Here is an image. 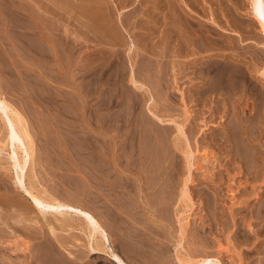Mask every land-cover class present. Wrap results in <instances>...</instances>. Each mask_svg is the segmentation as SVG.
Wrapping results in <instances>:
<instances>
[{"label": "rangeland", "instance_id": "obj_1", "mask_svg": "<svg viewBox=\"0 0 264 264\" xmlns=\"http://www.w3.org/2000/svg\"><path fill=\"white\" fill-rule=\"evenodd\" d=\"M5 1L7 0H0V100L5 104H9L18 114L20 113V125L22 128H25L29 134V141L31 140V148L33 147V150L31 151L32 156L29 159L30 164H28L27 168L30 167L29 170L32 173L29 171L27 174L29 177L31 176L29 179L32 180L34 178V181H36L35 183L33 182L35 187L39 186L40 189H49L52 187L51 189L53 191L56 189L54 195L62 201L67 198L75 199L76 201L78 199L83 200L87 198L85 201L88 202L91 198H100V195L102 197L103 192V196L107 198V200L103 199L104 197H102L101 200L108 201V199H110L109 194L111 193L112 199L110 200H114V206H111L117 208L115 211L117 210L116 212L121 214L125 211L122 215H126L125 213L129 212V206L131 207L134 204L140 203V199H144V197L145 200L153 199L152 196L154 195H152V193L154 194L155 192L157 194L163 189L164 191L162 190V195H166L167 197V200L165 197V201L170 202L171 204H166L167 210L164 212V223H166V226H163V228L161 226L163 224H160L159 221H157L155 222L156 224L154 223L156 225L155 227L153 221L151 222L154 229L161 232L159 233L162 236H157L156 234V237H158V239L164 238L166 242L163 246L166 247L165 257L167 259L164 260L165 262L163 260H152L151 258L148 260L144 259L145 262H140L138 259H136L137 261L131 260L127 257L126 253H124L122 248L123 245L119 240H116L114 244L116 243L115 247L117 249V254L128 264H195L197 260L201 261L204 259L212 261L217 260L220 264H264V206L261 205L264 202V174L262 175L263 179L261 180V178H257L258 174L256 172L257 170L258 173L261 172L260 177H262L261 174L264 172V169L262 171L260 170L264 168L262 167L264 166V42H262L264 41V35L260 30L257 20H255L252 10H250L252 0H48L49 2L47 0H27L28 2H26V0H9L11 1L10 3L9 1ZM58 1L59 3H57ZM43 3L44 5H42ZM36 9L38 13L33 14L36 13ZM58 9L59 11L57 12ZM186 10H188V12ZM99 15L102 17L100 18ZM46 19L51 20L48 21ZM187 19H190V22ZM90 21H92V23ZM104 21L107 27H104ZM243 21L246 24L245 26L243 25L244 23H242V25L240 23ZM88 22L89 24H87ZM205 26L211 33L209 30H206ZM179 27L181 28L180 30ZM113 28L116 29L113 30ZM46 31H49L50 33ZM115 32L118 33V37H115ZM182 32H184L187 37L184 36V34L182 35ZM192 33H195L196 41L194 40L195 36H190ZM185 38H187V40ZM195 43L197 44V47H195ZM207 44H209V46ZM198 47L200 49H198ZM257 52L259 54H256ZM255 55H259L260 58ZM211 58L213 59L212 61ZM222 59L226 65L222 62ZM215 61L219 65L217 63L215 65ZM221 65L225 66L223 67ZM228 66L232 68L231 71V68H228ZM205 67L207 68V71ZM234 67H236V70L233 72V69H235ZM239 68H242L243 72ZM218 69L220 70L218 71ZM198 70L202 71L200 72ZM237 70L240 71V73ZM221 71H225V75L224 72L222 73ZM260 71L263 73L260 74ZM229 74L232 76V80L230 78L231 76L228 77ZM197 75L199 76L197 77ZM222 75L223 77L226 76V79H223V77L218 79L219 76ZM233 76L235 78H233ZM222 80H224L223 85L221 83ZM208 86H210V88ZM195 93H197V95ZM261 93H263V95ZM208 95H210V97H208ZM152 112H156L158 115L161 114L159 116L161 120L164 118V121L156 118L152 115ZM172 116L176 121L173 120ZM188 117L189 121L191 119V122H197L196 124L192 123L196 128L198 126L197 124L202 123V126L199 125L197 128H200V131L194 128L191 122H187L186 124L185 121H188ZM168 118L169 120L166 121ZM181 120L185 123H180ZM0 122V147H2V151L0 152V218L4 217V219L6 218L7 220H10V222H13L15 213H13L12 207L19 200L18 197L20 195L13 182L9 163L10 159L7 157V154L10 151V146L7 140V130L2 126L3 123L1 121V116ZM154 122L156 123V126ZM173 122H179V124L184 126L185 128L182 127L183 131L186 129L185 124L187 127L191 125L194 132L193 129L189 128L190 130H186L188 134L186 131L185 134L189 136V132H192V136L188 137L184 136V134L180 136L181 133H176L177 125ZM242 123L244 124L243 127L246 128H244V132L246 133L244 135L247 137L248 145L250 148H253L252 144H255L256 155H259L258 158L260 157L258 159L259 162L256 165H259L260 163L262 168L254 165L257 169L256 171H254L255 167L252 169L247 167L249 166L247 164L249 162L246 163L248 160H244L245 162H243L246 169H248H243L244 171H241L243 167L241 166L240 168V163H238L237 159H234L235 161L228 160L229 163L232 162L230 164L224 161L226 157H223L224 152L221 151L223 149L219 144H216L220 143V141L217 142V137H221L220 135L225 136L227 134L226 136L229 138L231 136L234 137H231V140H235L237 137H235V127L233 128V125H236L237 128L238 124L240 125ZM167 124H171L170 126H173L172 129ZM188 124L190 125L188 126ZM227 126L228 128H226ZM157 128L159 130L162 129L159 131ZM149 130L151 133L148 132ZM224 130H226V132ZM221 131L224 132L222 133ZM229 132H231V134ZM176 134H178V138H175ZM196 134L199 135L198 137L202 138L198 140L199 138ZM115 136L117 141L116 138H114ZM132 136H134V138L131 139L130 137ZM164 136L167 137L165 138ZM122 137L124 139L121 144V141L118 142V140H122ZM135 137H137L136 140ZM141 137L143 138V141L140 140ZM179 137L182 138L179 139ZM94 138H97L96 141ZM151 139L152 141H150ZM174 139L175 142L179 139L178 141L181 142V144L178 143V141L175 143ZM187 139L190 140H188L189 143ZM110 141L112 143L114 141L116 142H114L113 145ZM124 141L126 143L128 141L129 145H126ZM193 141L197 144H195V142L193 143ZM211 141H215L216 143H214L216 145ZM135 142L137 144H135ZM185 142L188 144H184ZM117 143L121 144V148ZM170 143H175L174 148L176 145H180L179 147L182 146V148L175 150L177 147L174 149L173 145ZM185 145H187L186 147L191 146L189 149L187 148V150L186 147H184ZM233 145L234 142L231 144V148H233ZM142 146L146 147L142 148ZM161 147L163 149H161ZM235 147L236 146L234 145V149ZM140 148H142L144 153L142 151V153H140V150L138 152L137 149ZM168 148L169 150H167ZM171 148L174 149L175 153ZM130 149L133 151H130ZM185 150L186 152H184ZM18 151L20 155L23 153L20 146H18ZM127 151L131 153L129 154ZM168 152H171V155H168ZM138 153L139 156H141L139 158L137 157ZM152 153V157L156 160H151H153L155 164H152V161H150ZM236 153H238V151ZM142 154H144L143 158L147 156L149 161L147 157L145 158L147 162L143 161ZM112 155H114V157ZM133 155L135 158L134 162L137 161L138 163L133 162ZM154 155L156 156L154 157ZM88 156L90 158H88ZM91 156H93V158H91ZM222 157L224 160L221 159ZM220 159L222 161H219ZM159 160L160 165L156 163V161L159 162ZM223 161L226 167L227 165H230L226 168L228 170L223 166ZM104 162L105 166L103 165ZM113 162L116 163V165ZM123 162L125 164H123ZM168 162L170 165L168 164L169 167L167 168L166 165ZM214 162L217 163L215 164ZM219 162L220 164H218ZM110 163H112V168ZM173 163H175L177 167L173 166ZM107 165L109 166L107 167ZM145 165L148 167H145ZM214 165H218V167H215ZM212 166L215 169H213ZM100 167L103 168L101 169ZM138 167H143L141 172H143V170L145 171V169H150L153 172L152 173L149 170L152 173L151 176L153 179H149V177H151L150 172L148 173V171H145L146 173H141L140 170L137 171L138 173H141L140 175L143 174L144 178H148L143 179V176L138 175L136 172L137 169H141ZM162 167H166V170H163L166 174L162 171ZM208 167L209 169H207ZM90 170L93 171L96 176L98 175V178L101 175L104 178V181H110L108 184L105 182L107 185H104L105 183L101 184V182H104L101 181L103 179L101 177L100 180L97 179V181L95 178H91L90 180V177L93 175ZM100 170H103L105 173ZM113 170L118 171V177ZM249 170H251L250 173H253L249 174ZM160 171L164 175L160 173ZM99 172H101V174H99ZM134 172L137 174H134ZM156 174L158 176H155L154 178L153 175ZM253 174L256 176L254 177ZM95 175L93 176L95 177ZM111 175L113 178H111ZM165 175L166 177H164ZM208 175H211V177L214 176L215 178L212 177L213 179H208ZM109 176L111 177L109 178ZM135 176L142 177L141 182L142 179L144 182L141 183ZM159 176L162 180L158 179V181L156 179L157 177L159 178ZM171 176L172 178H170ZM163 177L165 179H163ZM217 177L220 179L218 180ZM132 178L135 179V182ZM205 179L206 181H204ZM216 179L218 182L214 181ZM123 180H125L126 184ZM176 180L177 182H175ZM150 181L152 182L151 187L148 186ZM157 181L160 183L156 184ZM185 182L186 189L190 192V196H192V201L188 199V197L182 196L181 193H179L183 191L181 189L184 188L183 185ZM143 183H146L144 185L148 186L149 189L142 185ZM99 184L102 185V187H100ZM88 185L90 186L88 187ZM91 185H94L95 187L93 186L92 188ZM158 185L162 187L160 188ZM111 186H113L112 189L115 193L111 191ZM127 186L131 187L130 189L132 190V193L129 191V193L126 194V192L130 190ZM103 187H106L107 190ZM137 187L138 190L136 189ZM154 187H157V189L155 188L153 190L152 188ZM241 187L244 188L240 189ZM66 188L68 190H66ZM101 188L103 189L101 190ZM126 188H128V190ZM139 188L141 189L140 192L143 194H146V191H150L151 189L150 193L147 194V196L150 194L151 197L148 196V198H146L147 196L139 192ZM201 188H203V191H201ZM222 188H224V191ZM230 188H235L236 190ZM69 189L71 190V194ZM117 189L118 192L116 191ZM167 189L169 190L167 191ZM103 190H105L106 193ZM213 190H215V192ZM88 191L93 192H90L88 195ZM122 191L124 192L122 193ZM211 191H213L214 195H211ZM134 192L138 193L140 196L138 194V196H135ZM112 193L115 195H112ZM130 193L132 195H130ZM231 193H233V198H231ZM92 194L94 195L93 197ZM116 194H118V196L121 195L120 199L125 201L124 203L126 205H122L123 201L120 203L121 200H118L119 202L117 201L119 197H116ZM125 194L126 196H124ZM87 195L89 196V199ZM212 196L213 200L210 201H213L215 206L213 211L209 205L206 204V202L208 203V200L206 201V199H211ZM126 197L127 200H131L126 201ZM202 197H205V200L202 199ZM10 200L14 201L12 202ZM133 200H135L136 203ZM239 200L242 203L238 204ZM8 201H10L9 204ZM142 203V210H148L147 208H149V205L147 207L146 204ZM94 204L95 203L91 205L90 203L89 206H91L93 210L95 209L94 212L96 211V214L98 213L97 215L101 216L103 220H107L102 209H100L102 206L97 204H95V206ZM119 204L121 208L119 207ZM125 206H127L129 210ZM239 206L243 209L241 210ZM133 207H131V212H133ZM258 207L262 209L259 208L258 210ZM9 208L12 211H10ZM234 208H239L240 210L237 209V211H235ZM228 209L229 211L231 210V213ZM232 211H235V214ZM142 213L141 215L145 217L146 215L144 216V213ZM178 215L182 216V218ZM235 215L237 217H235ZM177 217L181 218V220L179 221ZM128 218L132 221L130 217ZM193 218H195V220H193ZM241 218L243 219L241 220ZM151 222L148 221L150 225ZM196 222H200L204 227L198 228L199 230L192 232L191 226L195 225ZM135 225H137V223H135ZM5 226L4 230H2V223H0V238L2 239L0 240L3 242L0 243V252H3L0 253V261L2 262L5 259H13L16 263L20 258L21 260L23 259V254L17 255L15 251L13 253V242L17 239V241H21L23 238L24 240L27 238H25V236L22 237V235H17L21 238H18L16 235H10V232L7 231V229H10ZM137 226H140V224ZM180 226H183L186 230L183 229L181 231ZM4 231H7V235ZM70 232H73L72 236L74 237L73 239L77 241H75L76 243L79 244L82 242L83 235L79 228L71 229ZM20 234H23V232ZM8 240L13 244L7 242ZM178 242L180 243L178 244ZM166 244L168 245L166 246ZM160 247L161 246L157 244L156 248L158 250ZM58 248V246L55 247L54 253L55 251L63 252V249L59 248L61 250H58ZM176 248L178 249L176 250ZM178 250H180L179 253ZM89 252V254L87 253L88 255H86L87 257H85V260L88 259L86 261L88 263L90 262L89 264H117L116 259L110 253L100 251L101 253L93 254V252ZM126 252L130 253L128 251ZM160 261H162V263Z\"/></svg>", "mask_w": 264, "mask_h": 264}, {"label": "bare ground", "instance_id": "obj_2", "mask_svg": "<svg viewBox=\"0 0 264 264\" xmlns=\"http://www.w3.org/2000/svg\"><path fill=\"white\" fill-rule=\"evenodd\" d=\"M7 1H9V0H7ZM7 1H5V2H7ZM44 1V0H43ZM42 1V2H43ZM46 1V0H45ZM48 1V0H47ZM60 1V0H59ZM59 1L57 2V3H59ZM62 1V0H61ZM64 1V0H63ZM164 1V0H163ZM4 2V3H5ZM11 1H9V3H10ZM16 2V1H15ZM26 2H28L27 0H26ZM49 2V1H48ZM173 2V1H172ZM221 2V1H220ZM3 3V2H2ZM21 3V2H20ZM29 3H30V1H29ZM61 4H63L62 2H60ZM18 4H19V2H18ZM23 4V3H22ZM26 4V3H25ZM49 4H51V3H49ZM77 4V3H76ZM79 4V3H78ZM182 4V3H181ZM196 4V3H195ZM3 5V4H2ZM10 5V4H9ZM30 5H31V3H30ZM36 5V4H35ZM38 5H39V3H38ZM42 5H44V3L42 4ZM54 5V4H53ZM5 6V5H4ZM3 6V7H4ZM7 6V5H6ZM26 6V5H25ZM24 6V7H25ZM77 6V5H76ZM174 6V5H173ZM46 7V6H45ZM54 7V6H53ZM75 7V6H74ZM79 7V6H78ZM7 8V7H6ZM9 8V7H8ZM12 8V7H11ZM34 8V7H33ZM56 8V7H55ZM81 8V7H80ZM83 8V7H82ZM176 8V7H175ZM19 9V8H18ZM32 9V8H31ZM174 9V8H173ZM8 10V9H7ZM21 10V9H20ZM29 10V9H28ZM51 10H53V9H51ZM84 10V9H83ZM189 10V9H188ZM188 10H186L187 12H188ZM250 10H252V12H253V14H254V16H255V20H257V22H258V25H259V27H260V30L263 32L262 34L264 35V0H252L251 1V9ZM45 11V10H44ZM43 11V12H44ZM46 11H48V10H46ZM50 11V10H49ZM55 11V10H54ZM59 11V9L57 10V12ZM170 11V10H169ZM169 11H168V13H169ZM174 11V10H173ZM22 12H24V11H22ZM40 12V11H39ZM251 12V11H250ZM27 13V12H26ZM38 12H37V9H36V13H33V14H37ZM42 13V12H41ZM40 13V14H41ZM46 13H48V12H46ZM45 13V14H46ZM95 13V12H94ZM98 13V12H97ZM30 14V13H29ZM50 14V13H49ZM170 14V13H169ZM183 14V13H182ZM189 14V13H188ZM191 14V13H190ZM209 14H211V13H209ZM208 14V15H209ZM28 15V14H27ZM42 15V14H41ZM98 15V14H97ZM212 15V14H211ZM23 16V15H22ZM52 16V15H51ZM96 16V15H95ZM100 16V15H99ZM175 16H177V15H175ZM174 16V17H175ZM62 17V16H61ZM84 17V16H83ZM102 16H100V18H101ZM174 17H173V20H174ZM184 17V16H183ZM188 17V16H187ZM198 17V16H197ZM25 18V17H24ZM23 18V19H24ZM28 18V17H27ZM32 18H34V17H32ZM47 18V17H46ZM94 18V17H93ZM176 18V17H175ZM185 18V17H184ZM189 18V17H188ZM199 18V17H198ZM201 18V17H200ZM1 19H3V18H1ZM22 19V18H21ZM40 19V18H39ZM49 19V18H48ZM48 19H46V20H48ZM65 19V18H64ZM84 19V18H83ZM95 19H96V17H95ZM172 19V18H171ZM182 19V18H181ZM180 19V20H181ZM213 19V18H212ZM235 19H237V18H235ZM234 19V20H235ZM238 19H240V18H238ZM37 20V19H36ZM51 20V19H50ZM50 20H48V21H50ZM86 20V19H85ZM106 20V19H105ZM177 20V19H176ZM185 20V19H184ZM188 21L190 20V19H187ZM193 20V19H192ZM205 20V19H204ZM211 20V19H210ZM1 21V20H0ZM7 21V20H6ZM29 21H30V19H29ZM39 21V20H38ZM37 21V22H38ZM101 21H102V19H101ZM107 21V20H106ZM237 21V20H236ZM241 21V20H240ZM244 21H245V18H244ZM240 22L241 23V25H242V23H244L243 25L245 26L246 24H245V22ZM253 21V20H252ZM251 21V22H252ZM3 22V21H2ZM5 22V21H4ZM9 22V21H8ZM41 22V21H40ZM86 22H87V20H86ZM91 23H92V21H90ZM162 22V21H161ZM181 22V21H180ZM183 22V21H182ZM190 22V21H189ZM205 22V21H204ZM239 22V21H238ZM30 23V22H29ZM31 23H33V22H31ZM45 23H49V22H45ZM102 23V22H101ZM109 23V22H108ZM107 23V24H108ZM185 23V22H184ZM207 23V22H206ZM205 23V24H206ZM214 23V22H213ZM2 24V23H1ZM6 24V23H5ZM28 24V23H27ZM38 24V23H37ZM87 24H89V22L87 23ZM104 24H105V21H104ZM175 24V23H174ZM183 24V23H182ZM199 24H201V23H199ZM24 25V24H23ZM30 25V24H29ZM32 25H34V24H32ZM36 25V24H35ZM51 25V24H50ZM82 25V24H81ZM176 25V24H175ZM191 25V24H190ZM193 25V24H192ZM43 26H45V25H43ZM113 26V25H112ZM116 26V25H115ZM114 26V27H115ZM170 26V25H169ZM199 26V25H198ZM203 26V25H202ZM240 26V25H239ZM35 27V26H34ZM104 27H107L106 26V24H105V26ZM119 27V26H118ZM171 27V26H170ZM218 27V26H217ZM238 27V26H237ZM256 27V26H255ZM45 28V27H44ZM49 28V27H48ZM183 28V27H182ZM192 28V27H191ZM194 28H196V27H194ZM198 28V27H197ZM205 28H206V30H209V29H207V27L205 26ZM234 28V27H233ZM114 29H116V28H113V30ZM176 29V28H175ZM181 28L179 27V30H180ZM246 30H248L247 28H245ZM245 29H243V30H245ZM45 30V29H44ZM174 30V29H173ZM196 30H198V29H196ZM202 30H203V28H202ZM213 30V29H212ZM241 30V29H240ZM257 30V29H256ZM40 31H41V29H40ZM50 31V30H49ZM49 31H46V32H49ZM110 31V30H109ZM169 31V30H168ZM177 31V30H176ZM175 31V32H176ZM201 31V30H200ZM251 31V30H250ZM258 31V30H257ZM107 32V31H106ZM111 32V31H110ZM109 32V33H110ZM116 32H117V30H116ZM115 32V33H116ZM199 32V31H198ZM205 32V31H204ZM209 32H210V30H209ZM239 32H241V31H239ZM253 32V31H252ZM251 32V33H252ZM255 32V31H254ZM50 33V32H49ZM108 33V32H107ZM114 33V32H113ZM166 33V32H165ZM177 33V32H176ZM179 33V32H178ZM208 33V32H207ZM211 33V32H210ZM248 33V32H247ZM250 33V34H251ZM48 34V33H47ZM46 34V35H47ZM106 34V33H105ZM117 34L118 33H116L115 35V37H118L117 36ZM124 34V33H123ZM184 34V32H182V35ZM187 34V33H186ZM195 34V33H194ZM193 33L192 34H190V36L191 35H193V37L195 36ZM201 34H202V32H201ZM206 34V33H205ZM246 34V33H245ZM254 34V33H253ZM262 34H260V35H262ZM45 35V34H44ZM103 35V34H102ZM110 35V34H109ZM114 35V34H113ZM120 35V34H119ZM160 35V34H159ZM169 35V34H168ZM172 35V34H171ZM179 35V34H178ZM209 35V34H208ZM248 35V34H247ZM256 35H257V33H256ZM262 35V36H263ZM48 36V35H47ZM162 36V35H161ZM184 36H186L185 34H184ZM190 36H189V39H190ZM255 36V35H254ZM261 36V37H262ZM46 37V36H45ZM106 37V36H105ZM110 37V36H109ZM119 37H121V36H119ZM164 37V36H163ZM162 37V38H163ZM181 37V36H180ZM187 37V36H186ZM47 38V37H46ZM114 38V37H113ZM205 38V37H204ZM233 38V37H232ZM167 39V38H166ZM172 39V38H171ZM176 39V38H175ZM178 39H179V36H178ZM181 39V38H180ZM186 40H187V38H185ZM191 39H193V38H191ZM198 39V38H197ZM206 39V38H205ZM248 39H249V37H248ZM264 39V38H263ZM184 40V39H183ZM195 41H196V36H195V39H194ZM255 40V39H254ZM256 40H258V39H256ZM178 41V40H177ZM190 41V40H189ZM184 42H186V41H184ZM194 42V41H193ZM208 42H211V41H208ZM260 42V41H259ZM262 42H264V41H262ZM179 43V42H178ZM199 43V42H198ZM234 43V42H233ZM244 43V42H243ZM193 44V43H192ZM196 44V43H195ZM206 44V43H205ZM255 44V43H254ZM260 44H263V43H260ZM164 45H165V43H164ZM177 45V44H176ZM200 45V44H199ZM208 46H209V44H207ZM230 45H231V43H230ZM264 45V44H263ZM202 46V45H201ZM203 46H204V44H203ZM202 46V47H203ZM212 46V45H211ZM236 46V45H235ZM190 47V46H189ZM195 47H197V44H196V46ZM205 47V46H204ZM248 47V46H247ZM256 47V46H255ZM182 48V47H181ZM184 48V47H183ZM186 48V47H185ZM179 49V48H178ZM198 49H200L199 47H198ZM241 49V48H240ZM244 49V48H243ZM182 50V49H181ZM193 50H194V48H193ZM259 50V49H258ZM260 50H262V49H260ZM172 51V50H171ZM182 51H184V50H182ZM185 51H186V49H185ZM188 51V50H187ZM245 51V50H244ZM254 51V50H253ZM179 52V51H178ZM238 52V51H237ZM180 53H182V52H180ZM191 53H192V51H191ZM248 53V52H247ZM260 53H261V51H260ZM51 54V53H50ZM186 54V53H185ZM222 54V53H221ZM224 54V53H223ZM236 54V53H235ZM251 54V53H250ZM253 54V53H252ZM256 54H259L258 52L256 53ZM208 55V54H207ZM261 55V54H260ZM226 56V55H225ZM255 56H259V55H255ZM254 56V57H255ZM191 57V56H190ZM201 57V56H200ZM192 58V57H191ZM259 58H260V56H259ZM262 58V57H261ZM210 60V59H209ZM213 59L211 58V61H212ZM257 60V59H256ZM261 60V59H260ZM192 62V61H191ZM205 62V61H204ZM208 62V61H207ZM218 62H220V61H218ZM222 62H223V59H222ZM230 62V61H229ZM216 61H215V65H216ZM224 63V62H223ZM222 63V64H223ZM200 64V63H199ZM203 64V63H202ZM211 64V63H210ZM214 64V63H213ZM218 64V63H217ZM221 64V63H220ZM225 65H226V63H224ZM209 65V64H208ZM219 65V64H218ZM225 65H221V66H225ZM240 65H242V64H240ZM180 66V65H179ZM186 66V65H185ZM212 66H214V65H212ZM220 66V67H221ZM238 66H239V63H238ZM210 67V66H209ZM217 67H219V66H217ZM185 68V67H184ZM206 68V67H205ZM211 68V67H210ZM210 68H209V70H210ZM228 68H231V67H229L228 66ZM227 68V69H228ZM235 69H233V72H234V70H236V67H234ZM194 69V68H193ZM217 69V68H216ZM221 69V68H220ZM220 69H218V71L220 70ZM226 69V68H225ZM240 69V68H239ZM202 70H203V68H202ZM202 70H198V71H202ZM208 70V71H209ZM214 70V69H213ZM222 70V69H221ZM232 70V68L230 69V71ZM241 71H242V68L240 69ZM244 70V69H243ZM206 71H207V68H206ZM227 71V70H226ZM229 71V70H228ZM229 71V72H230ZM238 71V70H237ZM203 72H205V71H203ZM211 72H212V69H211ZM222 73L224 72V75H225V71H221ZM228 72V73H229ZM236 72V71H235ZM239 73H240V71H238ZM243 72V71H242ZM194 73V72H193ZM237 73V72H236ZM263 72L262 71H260V74H262ZM221 74V73H220ZM220 74H218V75H220ZM242 75H244V74H242ZM199 75H197V77H198ZM226 76H227V72H226ZM225 76V77H226ZM229 76H231L230 74L228 75V77ZM235 76V75H234ZM233 76V78H235ZM218 77V76H217ZM221 77H223V75L222 76H219V78L218 79H221ZM225 77H223V79H226ZM231 78V80H232V76L230 77ZM237 79V78H236ZM236 79H234V80H236ZM229 80V79H228ZM245 80V79H244ZM243 80V81H244ZM223 81L224 80H222V85H223ZM230 81V80H229ZM200 82V81H199ZM217 82V81H216ZM219 82H220V80H219ZM218 82V83H219ZM232 82V81H231ZM231 82H229V83H231ZM202 83V82H201ZM217 83V84H218ZM228 83V84H229ZM213 84H215V83H213ZM220 84V83H219ZM232 84V83H231ZM206 85V84H205ZM212 85V84H211ZM221 85V86H222ZM235 85H236V83H235ZM214 86V85H213ZM212 86V87H213ZM217 86V85H216ZM232 86V85H231ZM206 87V86H205ZM209 88H210V86H208ZM211 87V88H212ZM227 87V86H226ZM197 88V87H196ZM200 88V87H199ZM203 88V87H202ZM208 88V89H209ZM215 88V87H214ZM220 88V87H219ZM204 89V88H203ZM207 89V88H206ZM217 89H218V87H217ZM194 91V90H193ZM211 91V90H210ZM226 91V90H225ZM224 91V92H225ZM195 92V91H194ZM196 92L199 94V92L196 90ZM197 93H195L196 95H197ZM223 93V92H222ZM226 93V92H225ZM194 94V95H195ZM262 95H263V93H261ZM193 96V95H192ZM199 96H201V95H199ZM203 97V96H202ZM208 97H210V95H208ZM261 98V97H260ZM207 100V99H206ZM239 104V103H238ZM168 108V107H167ZM186 109V108H185ZM188 109V108H187ZM212 110H213V108H212ZM169 111V110H168ZM184 111V110H183ZM211 111V110H210ZM157 112V111H156ZM156 112H152V115H154L156 118H158L159 120H161V118H160V116L159 115H161V114H156ZM161 112V111H160ZM166 112H167V110H166ZM166 112H165V115H166ZM197 112H199V111H197ZM164 113V112H163ZM172 113V112H171ZM170 113V114H171ZM215 113V112H214ZM20 114V113H19ZM17 112H16V110L14 109V108H12L9 104H5V103H3L1 100H0V116H1V121H2V123H3V127L7 130V140H8V143H9V146H10V151L8 152V154H7V157L10 159L9 160V163H10V167H11V171H12V177H13V182H14V184H15V186H16V190H17V192L19 193V197H18V201L15 203V205H13V213H15V218H14V220H13V222H10V220H7L6 218L4 219V217H2V218H0L1 219V222L0 223H2V230H4V226L5 227H7V228H9L10 230H8L7 228V231L8 232H10V235H22V237L23 236H25V238H27V239H25L24 240V238H23V240H19V241H17V240H14V247L12 248V250H13V253H14V251L17 253V255H20V254H23L22 256V260H21V258L15 263L14 262V260L12 259V260H6L4 257H5V255H4V257L3 256H1V257H3L5 260L4 261H0V264H89L86 260H88V259H86L85 260V257H87L86 255H88L90 252L89 251H91V252H93V254L94 253H101L100 251H104V252H107V253H110L111 255H113V257L116 259V261H117V264H128L126 261H124L118 254H117V249H116V247H115V244H114V242L116 241V240H119L120 241V243L123 245V251H124V253H126V255H127V257L128 258H130L131 260H136V259H138V261H143V262H145L144 261V259L146 260H148V259H152V260H165V259H167L166 257H165V248L166 247H164L163 245H165V240H164V238H160V239H158V237H156V234H157V236L158 235H161L160 233V231H157V230H155L154 229V226L153 225H155L156 223L155 222H157V221H159V223L160 224H163V225H161L162 227L164 226H166L165 224L166 223H164V219H165V217H164V212L167 210L166 209V204H170V202H167V201H165V197H166V195L165 196H163L162 195V192L164 191L163 189V191L161 190V192H158L157 194L154 192V191H152V192H154V194L152 193V195H154V196H152V198L153 199H147V200H145V197H144V199H140L139 200V202L140 203H138V204H134L133 202V206H131V207H133L132 208V210H133V212H131L130 210H131V207L129 206V208H130V210H129V208L127 207L128 206V204H127V206H125V207H127L128 208V210H129V212H126L125 214L126 215H122L121 213H119V212H116L115 211V209H117V208H114V207H112L111 205H113L114 206V204H113V202H114V200L112 201V200H110V199H112L111 198V193L109 194L110 195V199H108V201H102L101 200V198L102 197H104L103 195H104V192H103V194L102 193H100V194H102V197H101V195H100V198H91L90 199V201L88 200V202L87 201H85L86 199H83V200H80V199H78L77 201L75 200V199H66V200H60V198H56L55 197V195H54V191L56 190H52L51 188H49V189H40V187L39 186H36L35 187V185H34V183L36 182V181H34V178L31 180V179H29L30 177L28 176V172L30 171L29 169H30V167L29 168H27L28 167V164H30V162H29V159H30V157L32 156V150H33V147L31 148V146H32V144H31V140L29 141V134L27 133V131H26V129L25 128H22V126L20 125V123H21V119H20V115H19ZM167 114H168V112H167ZM187 114V113H186ZM184 115V114H183ZM210 115V114H209ZM192 116V115H191ZM197 116V115H196ZM200 116V115H199ZM212 116V115H211ZM165 117V116H164ZM173 117V116H172ZM201 117V116H200ZM208 117V116H207ZM155 118V119H156ZM164 119V118H163ZM162 119V120H163ZM172 119V118H171ZM170 119V120H171ZM183 119H184V117H183ZM196 119V118H195ZM201 119V118H200ZM199 119V120H200ZM161 120V121H162ZM169 120V118L168 119H166V121H168ZM173 120L174 121H176L175 120V118L173 117ZM172 120V121H173ZM187 120V119H186ZM193 120H194V118H193ZM192 120V121H193ZM150 121H153V120H150ZM156 121V120H155ZM164 121V120H163ZM198 121V120H197ZM239 121H241V120H239ZM171 122V121H170ZM180 122V121H179ZM179 122L177 123V122H173V123H176L175 125H177V128H176V133H181V135L180 136H182L183 134H184V136H188L187 134V129L188 130H190V129H193V127L194 128H196L195 126H193V124H196V123H193V122H191V119H190V121H189V117H188V121H185L186 122V124H187V122H191V124H192V126L190 125V124H188V126L189 127H187V125L185 124V126H186V129H185V131H186V133L187 134H185V131H183V128L182 127H184V126H182L181 124H179ZM182 122H184L183 120H181V122L180 123H182ZM184 122V123H185ZM199 122V121H198ZM1 123V122H0ZM152 123V122H151ZM150 123V124H151ZM155 123V122H154ZM173 123H171V124H173ZM35 124V123H34ZM91 124V123H90ZM146 124V123H145ZM148 124V123H147ZM153 124V123H152ZM171 124H167L168 126H170ZM202 124V123H201ZM201 124H197L196 126H197V128L199 127V125L200 126H202ZM96 125V124H95ZM142 125V124H141ZM144 125V124H143ZM149 125V124H148ZM166 125V126H167ZM174 125V126H175ZM138 126V125H137ZM155 126H156V123H155ZM160 126V125H159ZM158 126V127H159ZM165 126V125H164ZM231 126V125H230ZM244 126V124L242 123V124H238V127L236 128V125H233V128H234V131H235V137H237L235 140L234 139H232V140H234V141H232L230 138L232 137H228V136H224V135H220L221 137H217V142H219L220 141V143H216L215 141V143L216 144H219L221 147H222V149L224 150H221L222 152H224V155H223V157L225 158V160L223 159V157L221 158V159H223L224 161H226V162H228L229 163V161H235L236 159H237V161H238V163H240V168H241V166L243 167L242 169H241V171L244 169V170H248V169H246V167H245V164L243 163V162H245L244 160H248V161H246V163L247 162H249V163H247L249 166H247L248 168H253V167H255L254 165H256L259 161H258V159L260 158H258V156L259 155H256L257 153H256V148L254 147V145L252 144V147L253 148H250V146L248 145L249 143H247V137H246V135H244V134H246L244 131H245V127H243ZM32 127V126H31ZM97 127V126H96ZM141 127H143V126H141ZM140 127V128H141ZM145 127H146V125H145ZM144 127V128H145ZM163 127V126H162ZM171 127V126H170ZM173 127V126H172ZM172 127H171V129H172ZM139 128V129H140ZM151 128H152V126H151ZM185 128V127H184ZM190 128V129H189ZM196 128V129H197ZM225 128V127H224ZM226 128H228V126L226 127ZM245 128V129H244ZM108 129V128H107ZM148 129V128H147ZM147 129H145V130H147ZM150 129V128H149ZM155 129V128H154ZM158 129V128H157ZM162 129V128H161ZM160 129V130H161ZM165 129V128H164ZM163 129V130H164ZM195 129V130H196ZM200 129V128H199ZM199 129H197V130H199ZM230 129V128H229ZM152 130V129H151ZM159 130V129H158ZM159 130V131H160ZM169 130V129H168ZM175 130V129H174ZM201 130V129H200ZM199 130V131H200ZM203 130V129H202ZM109 131V130H108ZM139 131V130H138ZM142 131V130H141ZM140 131V132H141ZM225 132H226V130H224ZM223 131V132H224ZM95 132V131H94ZM139 132V133H140ZM148 132H150L151 133V131L149 130ZM156 132V131H155ZM158 132V131H157ZM193 132H194V129H193ZM202 132V131H201ZM200 132V133H201ZM222 132V131H221ZM220 132V133H221ZM222 132V133H223ZM142 133H143V131H142ZM190 134H189V136L188 137H190V136H192V132H189ZM192 133V134H191ZM199 133V132H198ZM203 133V132H202ZM201 133V134H202ZM218 133V132H217ZM217 133H216V135H217ZM230 134H231V132H229ZM119 134V133H118ZM125 134V133H124ZM206 134V133H205ZM114 135V134H113ZM127 135V134H126ZM140 135V134H139ZM143 135V134H142ZM162 135V134H161ZM166 135V134H165ZM175 135V134H174ZM177 135L178 134H176V137L175 138H178L177 137ZM194 135H195V133H194ZM194 135H193V137H194ZM212 135V134H211ZM233 135V134H232ZM153 136V135H152ZM163 136V135H162ZM169 136V135H168ZM183 136V137H184ZM196 136L198 137L199 135H197L196 134ZM204 136V135H203ZM245 136V137H244ZM91 137H93V136H91ZM95 137V136H94ZM110 137V136H109ZM113 137V136H112ZM118 137V136H117ZM165 138L167 137V136H164ZM172 137V136H171ZM170 137V138H171ZM187 137V138H188ZM214 137V136H213ZM98 138V137H97ZM96 138V139H97ZM111 138V137H110ZM110 138H109V140H110ZM114 138H116V136L114 137ZM113 138V139H114ZM131 139L132 138H134V136H132V137H130ZM136 138L137 137H135V140H136ZM159 138V137H158ZM162 138V137H161ZM182 137H179V139H181ZM192 138V137H191ZM199 139L198 140H200L202 137H198ZM208 138V137H207ZM211 138V137H210ZM209 138V139H210ZM232 138H234V137H232ZM25 139V140H24ZM32 139V138H31ZM90 139V138H89ZM95 139V138H94ZM96 139H95V141H96ZM100 139V138H99ZM103 139V138H102ZM119 139V138H118ZM122 140H118V142L119 141H121L120 143L122 144V141H123V137L121 138ZM126 139L128 140V138L126 137ZM143 138L141 137V139L140 140H142ZM147 139H149V138H147ZM164 139V138H163ZM173 139V138H172ZM178 139V140H179ZM183 139H185V138H183ZM193 139H195V138H193ZM47 140V139H46ZM91 140V139H90ZM104 140V139H103ZM102 140V141H103ZM115 140V139H114ZM138 140H139V136H138ZM138 140H137V143H138ZM145 140V139H144ZM158 140V139H157ZM162 140V139H161ZM166 140V139H165ZM178 140H176V142L178 141ZM189 139H187V141H188ZM192 140V139H191ZM196 140V139H195ZM111 141H113V140H111ZM110 141V143H112ZM116 141H117V138H116ZM116 141H114V142H116ZM126 141V140H125ZM124 141V142H125ZM129 141V140H128ZM128 141H127V143H126V145L128 144ZM143 141V140H142ZM146 141V140H145ZM150 141H152V139L150 140ZM155 141V140H154ZM160 141V140H159ZM168 141V140H167ZM172 141V140H171ZM185 141V140H184ZM190 141V140H189ZM189 141H188V143H189ZM47 142H48V140H47ZM92 142H94V141H92ZM113 142V143H114ZM123 142V143H124ZM147 142V141H146ZM149 142V141H148ZM162 142V141H161ZM160 142V143H161ZM174 142H175V139H174ZM175 142V143H176ZM195 141H193V143H194ZM204 142V141H203ZM206 142V141H205ZM211 142H213V141H211ZM213 142V144H215ZM232 142V143H231ZM233 142H234V145L236 146L235 147V149H234V145H233V148H231L232 146H231V144H233ZM107 143H109V142H107ZM112 143V144H113ZM136 142H135V144H137ZM145 143V142H144ZM150 143V142H149ZM152 143V142H151ZM163 143V142H162ZM168 143V142H167ZM175 143H173V144H171V145H173V148H174V146H175ZM178 143H180L181 144V142H179L178 141ZM182 143H183V141H182ZM188 143H184V144H188ZM199 143V142H198ZM208 143V142H207ZM206 143V144H207ZM231 143V144H230ZM51 144V143H50ZM92 144V143H91ZM100 144V143H99ZM111 144V145H112ZM117 144H119V143H117ZM121 144H119L118 146L121 148ZM140 144V143H139ZM156 144V143H155ZM164 144V143H163ZM183 144V145H184ZM191 144V143H190ZM195 144H197L196 142H195ZM200 144V143H199ZM212 144V145H213ZM215 144V145H216ZM94 145H96V144H94ZM101 145V144H100ZM104 145V144H103ZM114 145V144H113ZM125 145V144H124ZM124 145H122V146H124ZM129 145V144H128ZM143 145V144H142ZM144 145H146V144H144ZM152 145H154V144H152ZM157 145V144H156ZM193 145V144H192ZM251 145V144H250ZM18 146H20L21 148H22V151H23V153L20 155V153H19V151H18ZM50 146V145H49ZM116 146V145H115ZM134 146V145H133ZM148 146V145H147ZM166 146V145H165ZM180 146V145H179ZM179 146H177L176 145V149L175 150H177V149H179V148H182V146L181 147H179ZM187 145H185L184 147H186ZM191 146V145H190ZM189 146V147H190ZM219 146V147H220ZM257 146V145H256ZM48 147V146H47ZM90 147V146H89ZM94 147V146H93ZM98 147V146H97ZM112 147V146H111ZM125 147V146H124ZM131 147V146H130ZM143 147H146V146H142V148ZM155 147H157V146H155ZM163 147V146H162ZM161 147V149H163ZM171 147V146H170ZM189 147H186V149L188 148L189 149ZM49 148H51V147H49ZM95 148H96V146H95ZM99 148V147H98ZM115 148H117V147H115ZM127 148V147H126ZM142 148H140V149H137L138 150V152H139V150H140V153H142L143 151H142ZM151 148V147H150ZM153 148V147H152ZM48 149V148H47ZM97 149V148H96ZM114 149V148H113ZM128 149H129V147H128ZM149 149V148H148ZM158 149H159V147H158ZM172 149V148H171ZM174 149H172L173 151H174ZM185 149V148H184ZM187 149V150H188ZM52 150V149H51ZM92 150V149H91ZM117 150V149H116ZM122 150H124V149H122ZM133 150H134V148H133ZM133 150H131L130 149V151H133ZM156 150V149H155ZM167 150H169V148L167 149ZM180 150H182V149H180ZM219 150V149H218ZM217 150V151H218ZM234 150V151H233ZM238 151V153H236L237 151ZM2 151V147H0V152ZM136 151V150H135ZM142 151V152H141ZM149 151H150V149H149ZM157 151H159V150H157ZM163 151V150H162ZM190 151H191V149H190ZM34 152V151H33ZM120 152V151H119ZM118 152V153H119ZM127 152H129V151H127ZM137 152V151H136ZM145 152H146V149H145ZM155 152V151H154ZM183 152V151H182ZM184 152H186V150L184 151ZM189 152V151H188ZM208 152V151H207ZM221 152V153H222ZM235 152V153H234ZM91 153V152H90ZM131 152H129V154H130ZM144 153V152H143ZM147 153H149V152H147ZM147 153H145V154H147ZM166 153H167V151H166ZM171 152H168V155L170 154ZM174 153H175V151H174ZM220 153V152H219ZM240 153V154H239ZM93 154V153H92ZM124 154H125V152H124ZM137 154V153H136ZM155 154V153H154ZM158 154H160V153H158ZM185 154V153H184ZM204 154V153H203ZM213 154H215V153H213ZM240 156H239V155ZM143 155L144 154H142V159H143V161H146L145 160V158L147 157V156H145V158H143ZM150 155V154H149ZM152 155H153V153L151 154V158H150V161H152V164L154 163L153 162V160H151V159H155V158H153L152 157ZM171 155V154H170ZM174 155V154H173ZM177 155V154H176ZM202 155V154H201ZM205 155V154H204ZM204 155H202V156H204ZM94 156V155H93ZM93 156H91V158H93ZM113 157H114V155H112ZM120 156V155H119ZM121 156H123V155H121ZM130 156V155H129ZM156 155H154V157H155ZM167 156V155H166ZM185 156H186V154H185ZM191 156V155H190ZM211 156V155H210ZM221 156V155H220ZM95 157V156H94ZM136 157V156H135ZM137 157L139 158V157H141V156H139V153H138V155H137ZM160 157V156H159ZM175 157H177V156H175ZM174 157V158H175ZM215 157V156H214ZM242 157V158H241ZM35 158V157H34ZM88 158H90L89 156H88ZM123 158V157H122ZM121 158V159H122ZM133 158H134V155H133ZM148 158V157H147ZM157 158V157H156ZM160 158H162V157H160ZM169 158V157H168ZM188 158V157H187ZM186 158V159H187ZM219 158V157H218ZM228 158V159H227ZM126 159V158H125ZM158 159V158H157ZM166 159V158H165ZM213 159V158H212ZM219 160V161H222V160ZM227 159V160H226ZM235 159V160H234ZM32 160V159H31ZM91 160V159H90ZM98 160V159H97ZM134 160H135V158L133 159V162H134ZM156 160V159H155ZM161 160V159H160ZM160 160H159V162H157L156 161V163H158L159 165H160ZM229 160V161H228ZM33 161V160H32ZM93 161V160H92ZM91 161V162H92ZM100 161V160H99ZM112 161V160H111ZM110 161V162H111ZM132 161V160H131ZM148 161H149V158H148ZM175 161H177V160H175ZM224 161H223V164H224ZM95 162V161H94ZM108 162V161H107ZM119 162V161H118ZM127 162V161H126ZM137 161H135L134 163H136ZM147 162V161H146ZM172 162V161H171ZM174 162V161H173ZM192 162V161H191ZM194 162V161H193ZM32 163V162H31ZM114 163V162H113ZM131 163V162H130ZM129 163V164H130ZM138 163V162H137ZM140 163H141V161H140ZM190 163V162H189ZM188 163V164H189ZM195 163V162H194ZM199 163V162H198ZM215 163V162H214ZM213 163V164H214ZM217 163V162H216ZM215 163V164H216ZM230 163H232V162H230ZM229 163V164H230ZM49 164H50V162H49ZM93 164H95V163H93ZM105 164V162L103 163V165ZM112 163H110V165H111ZM115 165H116V163H114ZM123 164H125L124 162H123ZM142 164V163H141ZM141 164H140V166H141ZM155 164V163H154ZM157 164V165H158ZM168 164L170 165V163L168 162L167 163V168L169 167L168 166ZM172 164V163H171ZM174 165L173 166H175V167H177L176 165H175V163H173ZM218 164H220V162L218 163ZM222 164V163H221ZM127 165V164H126ZM131 165V164H130ZM129 165V166H130ZM208 165V164H207ZM237 165V166H238ZM31 166H32V164H31ZM94 166V165H93ZM99 166V165H98ZM105 166V165H104ZM109 165H107V167H108ZM123 166V165H122ZM125 166V165H124ZM164 166H165V164H164ZM205 166V165H204ZM209 166V165H208ZM215 167L217 166L218 167V165H214ZM219 166H221V165H219ZM223 166H225V164L223 165ZM230 166V165H229ZM228 165H227V167H229ZM231 166H232V164H231ZM235 166V165H234ZM236 166V167H237ZM238 166V167H239ZM257 166H260V168H262V167H264V166H262L261 167V164L259 163V165H256V167ZM50 167V166H49ZM48 167V168H49ZM96 167V166H95ZM137 167V166H136ZM145 167H148L147 165H145ZM144 167V168H145ZM172 167V166H171ZM207 167V166H206ZM213 167V166H212ZM226 166H225V169L227 168ZM256 167L254 168L255 170L254 171H256L257 169H256ZM97 168V167H96ZM101 169L103 168V167H100ZM105 168V167H104ZM110 168V167H109ZM108 168V169H109ZM111 168H112V165H111ZM119 168V167H118ZM138 168H141V167H138ZM143 168V167H142ZM142 168L141 169H137V168H135V169H137L136 170V172L137 171H139L140 170V172L142 171ZM151 168V167H150ZM163 169H162V171L166 168H164V167H162ZM190 168V167H189ZM188 168V169H189ZM194 168H196V167H194ZM232 168V167H231ZM54 169V168H53ZM135 169H134V171H135ZM160 169V168H159ZM171 169V168H170ZM172 169H174V168H172ZM207 169H209V167L207 168ZM213 169H215L214 167H213ZM217 169V168H216ZM259 169V168H258ZM264 168H262V169H260L261 171L263 170ZM32 170V169H31ZM35 170V169H34ZM88 170H89V168H88ZM92 170V169H91ZM90 170V171H91ZM96 170V169H95ZM98 170V169H97ZM120 170H121V168H120ZM129 170V169H128ZM150 169H148V170H146L145 169V171H148V173L151 171H149ZM161 170V169H160ZM166 170V169H165ZM201 170V169H200ZM226 170H228V169H226ZM239 170V169H238ZM243 170V171H244ZM1 171V170H0ZM33 171V170H32ZM53 171V170H52ZM100 171H102V172H104L103 170H100ZM111 171V170H110ZM114 171V170H113ZM144 170H143V172H141V173H146ZM154 171H155V169H154ZM159 171V170H158ZM195 171H197V170H195ZM199 171V170H198ZM207 171V170H206ZM222 171V170H221ZM240 171V172H241ZM250 171L251 170H249V174H252L253 172H251L250 173ZM31 172V171H30ZM92 173H93V171H91ZM90 172V173H91ZM96 172H98V171H96ZM112 172V171H111ZM124 172V171H123ZM136 172H134V174L136 173ZM152 172V171H151ZM150 172V176L152 175V173ZM163 172H165V171H163ZM168 172V171H167ZM172 172H174V171H172ZM211 172H212V170H211ZM214 172V171H213ZM217 172V171H216ZM216 172H215V174H216ZM227 172V171H226ZM237 172H239V171H237ZM247 172V171H246ZM245 172V173H246ZM257 172V178H261V180L263 179V174H264V172L261 174V176L262 177H260V173H258V170L256 171ZM32 173V172H31ZM52 173V172H51ZM55 173V172H54ZM89 173V172H88ZM105 173V172H104ZM106 173H108V172H106ZM114 173L117 175V173H118V171H114ZM138 173V172H137ZM136 173V174H137ZM141 173H138V175H140ZM160 173H162L161 171H160ZM170 173V172H169ZM205 173V172H204ZM244 173V174H245ZM86 174V173H85ZM97 174V173H96ZM99 174H101V172H99ZM158 174V173H157ZM153 175L154 176V178H155V176H158V175ZM163 174V173H162ZM164 174H166V172L164 173ZM163 174V175H164ZM175 174H176V172H175ZM174 174V175H175ZM191 174V173H190ZM196 174V173H195ZM201 174V173H200ZM208 174V173H207ZM212 174V173H211ZM214 174V173H213ZM223 174H224V172H223ZM227 174V173H226ZM229 174V173H228ZM241 174H242V172H241ZM249 174H247V175H249ZM256 174V173H255ZM255 174H253V176L255 177L256 175ZM50 175V174H49ZM90 175V174H89ZM93 175H95L94 173H93ZM92 175V177H90V180H91V178H95V180L97 181V179H99L100 180V177L101 178H103L101 175H100V177L98 178L96 175H95V177ZM103 175V174H102ZM105 175V174H104ZM110 175V174H109ZM170 175H171V173H170ZM202 175H203V173H202ZM201 175V176H202ZM204 175H206V174H204ZM222 175V174H221ZM54 176H56V175H54ZM108 176V175H107ZM112 176V175H111ZM111 176H109V178L111 177ZM134 176V175H133ZM140 176H143V174L142 175H140ZM147 176H148V174H147ZM160 176H161V174H160ZM160 176H159V178L157 177V179L156 180H158V179H161L160 178ZM173 176V175H172ZM172 176L170 177V178H172ZM197 176V175H196ZM200 176V177H201ZM207 176V175H206ZM259 176V177H258ZM47 177V176H46ZM53 177V176H52ZM88 177V176H87ZM117 177H118V175H117ZM136 177V176H135ZM164 177H166V175L164 176ZM163 177V179H165ZM213 178H215L214 176H212ZM211 177V175H208V179H211L212 178ZM234 177V176H233ZM4 178V177H3ZM111 178H113V176L111 177ZM115 178H116V176H115ZM119 178H121V177H119ZM126 178V177H125ZM130 178V177H129ZM138 178V180L141 182V178L142 177H136V179ZM146 178V177H145ZM144 178V176H143V179H145ZM153 179V177L151 176V177H149V179ZM168 178V177H167ZM166 178V179H167ZM212 178V179H213ZM6 179V178H5ZM27 179V180H26ZM49 179V178H48ZM47 179V180H48ZM55 179V178H54ZM117 179V178H116ZM123 179V178H122ZM132 179H134V178H132ZM142 179V182H144V180ZM146 179H148V178H146ZM169 179V178H168ZM192 179V178H191ZM203 179V178H202ZM217 179L219 180L220 178H218L217 177ZM214 180V181H217L218 182V180ZM89 180V179H88ZM107 180H108V178H107ZM118 180V179H117ZM131 180V179H130ZM155 180V179H154ZM153 180V181H154ZM162 180V179H161ZM171 180V179H170ZM4 181V180H3ZM101 181H104V178L101 180ZM110 180H108V181H104V182H101V184H103V183H107L108 184V182H109ZM112 181H113V179H112ZM115 181V180H114ZM133 181V180H132ZM146 181V180H145ZM152 181V180H151ZM149 182L150 184L148 185L149 187H151V184H152V182ZM159 181V180H158ZM156 182V184H159L160 182ZM166 181V180H165ZM199 181H200V179H199ZM204 181H206V179L204 180ZM228 181V180H227ZM234 181V180H233ZM5 182V181H4ZM34 182V183H33ZM57 182V181H56ZM100 182V181H99ZM123 182L125 183V180H123ZM123 182H122V184H123ZM134 182H135V179H134ZM136 182H138V181H136ZM141 182V183H142ZM147 182V181H146ZM171 182H173V181H171ZM175 182H177V180L175 181ZM180 182V181H179ZM201 182H202V180H201ZM200 182V183H201ZM263 182H264V180H263ZM95 183H98V182H95ZM104 184V185H107V184ZM119 183V182H118ZM133 183V182H132ZM155 183V182H154ZM210 183V182H209ZM240 183V182H239ZM238 183V184H239ZM7 184V183H6ZM64 184V183H63ZM87 184V183H86ZM112 184V183H111ZM120 184V183H119ZM126 184V183H125ZM144 184H146V183H143L142 185H144ZM172 184H175V183H172ZM192 184V183H191ZM218 184H220V183H218ZM53 185V184H52ZM56 185V184H55ZM100 185V184H99ZM103 185V186H104ZM136 185V184H135ZM137 185H138V183H137ZM154 185V184H153ZM163 185V184H162ZM211 185V184H210ZM233 185V184H232ZM90 185H88V187H89ZM92 186V188H93V186L94 185H91ZM110 186V185H109ZM129 186H130V184H129ZM145 186V185H144ZM148 186H145V187H147L148 188ZM160 188L162 187V186H160V185H158ZM167 186V185H166ZM166 186H163V187H166ZM169 186V185H168ZM184 186V188H182L181 190H183V191H181V192H179V193H181V195L182 196H185V197H188V199H190L191 201H192V196H190V192L189 191H187V189H186V182H185V184L183 185ZM189 186V185H188ZM220 186V185H219ZM228 186V185H227ZM230 186V185H229ZM48 187V186H47ZM55 187V186H54ZM75 187V186H74ZM95 187V186H94ZM100 187H102V185H100ZM108 187V186H107ZM112 187L113 186H111V191L112 192H114L115 193V191H113V189H112ZM128 187V186H127ZM153 187V186H152ZM192 187V186H191ZM190 187V188H191ZM232 187V186H231ZM56 188H57V186H56ZM77 188V187H76ZM83 188V187H82ZM92 188H91V190H92ZM104 189H106V187H103ZM103 188H101V190L103 189ZM129 189L131 188V187H128ZM128 188H126L127 190H128ZM141 188V187H140ZM139 188V189H140ZM142 188H144V187H142ZM147 188H145V189H147ZM157 189V187H154V188H152L153 190L154 189ZM176 188V187H175ZM215 188V187H214ZM227 188V187H226ZM244 188V187H243ZM242 187L240 188V189H243ZM245 188H246V186H245ZM58 189V188H57ZM116 189V188H115ZM120 189V188H119ZM137 190H138V187L136 188ZM144 189V190H145ZM149 189V188H148ZM166 189V188H165ZM170 189V188H169ZM169 189H167V191L169 190ZM194 189V188H193ZM192 189V190H193ZM213 189V188H212ZM219 189V188H218ZM224 188H222V190H223ZM230 189H232V188H230ZM62 190V189H61ZM66 190H68L67 188H66ZM70 190V189H69ZM75 190V189H74ZM77 190V189H76ZM107 190V189H106ZM121 190V189H120ZM172 190H174V189H172ZM200 190V189H199ZM198 190V191H199ZM227 190V189H226ZM232 190H236L235 188L234 189H232ZM14 191V190H13ZM58 191H59V189H58ZM81 191V190H80ZM94 191V190H93ZM92 191V192H93ZM99 191H100V189H99ZM103 191H105V190H103ZM117 192H118V189L116 190ZM129 191H131V193H132V190L130 189V190H128L127 192H126V194L127 193H129ZM141 191V189L139 190V192ZM149 190H147L145 193L146 194H143L142 192H140V193H142L143 195H145V196H147V194L148 193H150V191H151V189H150V191L148 192ZM158 191V190H157ZM201 191H203V188H201ZM214 192H215V190H213ZM213 191H211L212 192V194L211 195H214V193H213ZM224 191V190H223ZM231 191V190H230ZM89 193H88V195L90 194V192L91 191H88ZM91 192V193H92ZM95 192V191H94ZM101 192V191H100ZM110 192V191H109ZM108 192V193H109ZM124 191H122V193H123ZM200 192V191H199ZM219 192V191H218ZM247 192V191H246ZM250 192H251V190H250ZM2 193H4V192H2ZM105 193H106V191H105ZM114 193H112V195H115ZM130 193V195H132ZM135 193V192H134ZM133 193V194H134ZM207 193V192H206ZM205 193V194H206ZM209 193H208V195H209ZM222 193V192H221ZM1 194V193H0ZM57 194V193H56ZM66 194V193H65ZM70 194H71V190H70ZM94 194V193H93ZM92 194V197L94 196ZM96 194V193H95ZM126 194L124 195V196H126ZM138 193H135V196H138L137 195ZM174 194V193H173ZM218 194V193H217ZM223 194V193H222ZM232 195V197L231 198H233V193H231ZM16 195V194H15ZM58 195V194H57ZM61 195V194H60ZM63 195V194H62ZM83 195V194H82ZM87 195V197H88V199H89V196ZM98 195H99V193H98ZM170 195H172V194H170ZM207 195V194H206ZM210 195V196H211ZM216 195V194H215ZM235 195V194H234ZM237 195V194H236ZM238 195H239V193H238ZM247 195H248V193H247ZM4 196H6V195H4ZM68 196H69V193H68ZM75 196V195H74ZM80 196V195H79ZM91 196V195H90ZM97 196V195H96ZM108 196V195H107ZM106 196V197H107ZM118 196V194H116V197ZM120 196L121 195H119L118 197H119V199H117V201L118 200H121L120 201V203L123 201L122 199H120ZM128 196H129V194H128ZM140 196V195H139ZM142 196V195H141ZM148 196H150V194L148 195ZM148 196L146 197V198H148ZM66 197V196H65ZM151 197V196H150ZM149 197V198H150ZM207 197H209V196H207ZM206 197V198H207ZM227 197V196H226ZM5 198V197H4ZM10 198H12V197H10ZM61 198H63V197H61ZM114 199H116L115 197H113ZM122 198V197H121ZM129 198V197H128ZM140 198H143V197H140ZM220 198H221V196H220ZM223 198V197H222ZM228 198V197H227ZM241 198V197H240ZM14 199V198H13ZM17 199V198H16ZM82 199V198H81ZM103 199H106L107 200V198H103ZM123 199H125V198H123ZM135 199V198H134ZM171 199V198H170ZM202 199H204L205 200V197H202ZM246 199V198H245ZM245 199H244V201H245ZM2 200V199H1ZM126 201H129V200H131V199H129V200H127V197H126V199H125ZM138 200V199H137ZM145 200V201H144ZM166 200H167V197H166ZM175 200V199H174ZM208 200V203L206 202V204H208L209 205V207L211 208V210L213 211V209H215V206H214V203H213V201H210V200H213V196H212V198L210 199V198H207L206 199V201ZM242 200V199H241ZM7 201V200H6ZM10 201H12V200H10ZM10 201H8V204H9V202ZM14 201V200H13ZM12 201V202H13ZM135 203H136V201L135 200H133ZM225 201H227V200H225ZM248 201V200H247ZM95 203V204H97V205H99V206H102V207H100V209H102V212H103V214L107 217V220H105V221H107V222H105L102 218H101V216H99V215H97L96 214V211L94 212V210L91 208V206H89V204L91 203V205L93 204V203ZM119 202V201H118ZM117 202V203H118ZM125 201H123L122 202V205H124L125 203H124ZM138 202V201H137ZM143 202V203H142ZM1 203V202H0ZM116 203V204H117ZM127 203V202H126ZM141 203L142 204H146L147 205V207H148V205H149V208H147L148 210H142V207H143V205H141ZM192 203V202H191ZM232 203V202H231ZM230 203V204H231ZM235 203V202H234ZM239 203H242V202H240V200L238 201V204ZM245 203H247V202H245ZM264 203V202H263ZM261 204V205H263L264 206V204ZM7 204V203H6ZM11 204V203H10ZM94 204V205H95ZM126 205V204H125ZM130 205H131V203H130ZM171 205V204H170ZM220 205V204H219ZM234 205V204H233ZM241 205V204H240ZM96 206V205H95ZM94 206V207H95ZM117 206H118V204H117ZM232 206V205H231ZM230 206V207H231ZM238 206V205H237ZM11 207V206H10ZM119 207H120V204H119ZM118 207V208H119ZM124 207V208H125ZM145 207V206H144ZM229 207V208H230ZM240 207V206H239ZM121 208V207H120ZM167 208H168V206H167ZM169 208H170V206H169ZM227 208H228V206H227ZM259 208L260 207H258V210H259ZM176 209V208H175ZM179 209V208H178ZM230 209H232V208H230ZM235 209V208H234ZM237 209H239V208H237ZM237 209H235V211H237ZM240 209L242 210L243 208H241L240 207ZM239 209V210H240ZM260 209H262V208H260ZM9 210L10 211H12L10 208H9ZM123 210H125V209H123ZM122 210V211H123ZM127 210V209H126ZM141 210H142V212L144 213V216L145 217H143V215H141ZM233 210V209H232ZM238 210V211H239ZM6 211V210H5ZM227 211V210H226ZM228 211H229V209H228ZM227 211V212H228ZM234 211V212H235ZM257 211V210H256ZM261 211V210H260ZM264 211V210H263ZM99 212V211H98ZM100 212H101V210H100ZM141 212V213H140ZM175 212H176V210H175ZM230 213H231V210L229 211ZM228 212V213H229ZM233 212V211H232ZM233 212V213H234ZM241 212V211H240ZM8 213V212H7ZM142 213V214H143ZM146 213V214H145ZM226 213V212H225ZM259 213V212H258ZM262 213V212H261ZM235 214V213H234ZM198 215V214H197ZM227 215V214H226ZM232 215V214H231ZM247 215V214H246ZM1 216V215H0ZM7 216V215H6ZM9 216H11V215H9ZM125 216H128V217H130L131 219H132V221L131 220H129V218L128 217H125ZM179 216V215H178ZM213 216H214V214H213ZM222 216V215H221ZM228 216V215H227ZM243 216V215H242ZM105 217V218H106ZM167 217V216H166ZM179 217H181L182 218V216H179ZM217 217V216H216ZM222 217H224V216H222ZM221 217V218H222ZM229 217V216H228ZM234 217V216H233ZM235 217H237L236 215H235ZM11 218V217H10ZM178 218V217H177ZM181 218H178V220L180 221L181 220ZM220 218V219H221ZM230 218V217H229ZM246 218V217H245ZM248 218V217H247ZM9 219V218H8ZM154 219V220H153ZM217 219V218H216ZM231 219H232V217H231ZM234 219V218H233ZM243 218H241V220H242ZM166 220H168V219H166ZM193 220H195V218H193ZM234 220H236V219H234ZM245 220V219H244ZM134 221V222H133ZM148 221L149 222H151V221H153V225H152V222H151V225L148 223ZM168 222V221H167ZM187 222V221H186ZM248 222V221H247ZM135 223H137V225H139L140 224V226H137V225H135ZM155 223V224H154ZM171 223V222H170ZM243 223V222H242ZM245 224V223H244ZM158 225V224H157ZM143 226H144V229H143ZM142 227V228H141ZM155 227H156V225H155ZM160 227V226H159ZM158 227V228H159ZM163 227V228H164ZM204 227V225L203 224H200V222H196V224L195 225H192L191 226V230H192V232L193 231H197V230H199L198 228H203ZM80 229V231L82 232V235H83V238H82V242H80L79 244L78 243H76L77 241L76 240H74L73 238V236H72V234H73V232H70V230L71 229ZM158 228H156V229H158ZM162 229V228H161ZM180 229H181V231L183 230V229H185L186 230V228H183V226H180ZM180 229H179V231H180ZM19 230V231H18ZM7 231H4V232H6V235H7ZM180 231V232H181ZM190 231V230H189ZM21 232H23V234H20ZM160 232V233H159ZM191 232V233H192ZM74 233H75V231H74ZM165 233V232H164ZM165 235V234H164ZM9 236V235H8ZM17 236V237H18ZM162 236V235H161ZM10 237V236H9ZM165 237H166V235H165ZM181 237V236H180ZM4 238V237H3ZM13 238V237H12ZM18 238H21V237H18ZM73 240H72V239ZM168 238V237H167ZM1 239V238H0ZM2 240V239H1ZM1 240H0V243H3V242H1ZM13 240V239H12ZM156 240V241H155ZM166 240H168V239H166ZM4 241V240H3ZM10 240H8L7 242H9ZM76 241V242H75ZM169 241V240H168ZM180 241V240H179ZM9 243H11V244H13L12 242H9ZM180 242H178V244H179ZM157 244L158 245H160L161 247H160V249L158 250L156 247H157ZM6 245V244H5ZM168 244H166V246H167ZM175 245V244H174ZM177 245V244H176ZM7 246V245H6ZM59 247V248H61V249H63V252L61 253V252H59V251H55V253H54V249H55V247ZM2 248H3V246H2ZM1 248V249H2ZM10 248V249H11ZM58 248V250H61V249H59ZM179 248V247H178ZM178 248H176V250L178 249ZM9 250V249H8ZM57 250V249H56ZM152 250V251H151ZM153 250H155V251H153ZM167 250H168V248H167ZM126 251H128V252H130V253H127ZM179 251L180 250H178V253H179ZM6 252V251H5ZM89 252V253H88ZM0 253H3V252H0ZM8 253V252H7ZM9 253H10V251H9ZM88 253V254H87ZM11 254V253H10ZM9 254V255H10ZM3 255V254H2ZM8 255V256H9ZM15 255V254H14ZM16 255V256H17ZM7 257V256H6ZM12 257V256H11ZM10 257V258H11ZM18 257H20V256H18ZM12 258H14V257H12ZM3 260V259H2ZM137 261V260H136ZM161 263H162V261H160ZM165 262V261H164ZM138 263V262H137ZM155 263V262H154ZM159 263V262H158ZM163 264V263H162ZM165 264V263H164ZM168 264V263H167ZM171 264H173V263H171ZM195 264H220V262H218L217 260H215V261H212V260H209V259H204V260H201V261H196V263Z\"/></svg>", "mask_w": 264, "mask_h": 264}]
</instances>
